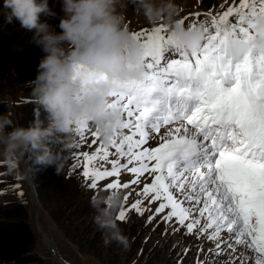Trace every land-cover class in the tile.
Returning <instances> with one entry per match:
<instances>
[{"label": "rangeland", "instance_id": "obj_1", "mask_svg": "<svg viewBox=\"0 0 264 264\" xmlns=\"http://www.w3.org/2000/svg\"><path fill=\"white\" fill-rule=\"evenodd\" d=\"M79 1L0 0V126L6 121L8 128L21 135L9 136L10 131L8 134L0 133V140H3L0 147H4L3 151L0 150L2 159L0 164L7 165V172L3 178L4 189L0 185V208L18 204L25 209L27 217H30L28 226L32 234L35 233L33 237L38 243L33 257L38 258L39 262L33 264H59L53 258L48 245L42 240L37 228V226L40 228V225L46 233V240L54 245L58 256L70 264H198L200 259L207 262V254L215 259H219L220 252L222 255L229 254L228 258L234 256L233 251L229 252L226 248L228 251L223 250L225 245L222 243H219L221 246L219 244L216 246L211 242L213 233L217 230L216 223H206L201 218L198 219L194 214L196 211L189 205L183 204L178 209L179 206L171 197H168V206L165 205L163 214L157 218L152 214L139 216L136 206H133V214L138 216H131L129 210L122 213L118 207V200L109 196L121 191L133 194L137 190L131 188L130 182L119 179L115 175V170L87 174L82 180L75 166L69 168L67 172L59 166L55 175L43 181L42 185L35 181L33 176L30 180L26 179L22 168L31 172V175L34 171L32 153L28 151L29 140L24 136L25 129L31 125L33 100L26 96L22 87L12 82V77L8 78L9 73L13 71L11 62L28 45H33L42 56H46L47 53H53V56L60 55L65 51L69 54L79 47L81 44L76 43L74 36L71 37L73 40L69 38L72 23L77 15L72 4H79ZM195 1L192 6H177L175 9L169 6L168 0H156L158 14L153 19H143L140 9L135 7L124 10L123 13L117 10L112 16L98 17L95 12L92 13V8L97 4L91 6L89 1L84 0L79 4V9L86 24L80 26L77 38L87 44H94L111 34L142 36V39L147 40L151 36L164 37L168 31L179 35L180 48H183L187 39L200 40L207 35L215 23V18L219 19L226 13L229 4L240 3L242 0ZM132 17L136 18L132 21L129 19ZM201 46V43L197 45L195 51ZM190 49L187 48V52L181 49L176 61L180 63L185 60L190 55ZM53 66L55 65L52 64L51 68ZM132 66L122 63L121 69L126 72ZM149 72L159 78L162 67L142 58L141 63L137 60L136 68L132 70L131 75L138 80ZM50 76L51 74L47 72L45 78ZM54 88V85L50 84L47 89L54 93ZM52 98V95L48 97ZM90 113L94 114L83 128L86 144L82 146L81 151L90 154L103 138L108 137L110 142L104 145L108 153L116 152L120 147L127 152L124 143L127 145L128 141L124 132L111 131L112 126L105 125L95 109ZM205 132L204 129L202 134ZM65 138L67 139V133ZM19 141L21 161L13 165L11 161L4 159L6 157L8 160L12 159L14 151L19 153L17 151ZM140 143L141 140L136 139L131 145L130 154L122 152L118 159L124 161L125 166L129 165L124 178L131 179L133 185L136 184L134 177ZM196 155L197 153L194 154ZM63 174L64 176L71 174L75 183L71 180L72 182L63 185ZM32 197L38 212L37 221L40 223L37 226L31 209ZM157 199H160L159 193L154 197V200ZM247 214L249 213L244 215ZM125 215L127 219L119 222ZM202 221L206 224L204 225ZM233 240L234 238H231L229 242L235 243ZM206 241L211 245L207 247ZM212 251L214 252L210 253ZM32 252L33 250L29 255ZM199 256L201 258H198ZM234 260L228 259L227 262L223 259L221 264H243L239 258L235 262Z\"/></svg>", "mask_w": 264, "mask_h": 264}, {"label": "trees", "instance_id": "obj_2", "mask_svg": "<svg viewBox=\"0 0 264 264\" xmlns=\"http://www.w3.org/2000/svg\"><path fill=\"white\" fill-rule=\"evenodd\" d=\"M52 60L53 53L42 56L33 45H28L12 60L13 71L8 76L33 100L31 125L25 129L24 136L29 140L28 151L32 153V176L40 185L55 175L59 166L66 172L73 168L79 155L72 147V137L67 135L66 139L63 132L66 112L62 110V102L47 89L60 79L54 70L45 78L50 71L46 66ZM51 95L53 98L48 99ZM70 179L71 174H63L62 184L67 185ZM26 218L25 209L19 205L0 209V264H31L37 260L28 257V252L34 248V239Z\"/></svg>", "mask_w": 264, "mask_h": 264}, {"label": "bare ground", "instance_id": "obj_3", "mask_svg": "<svg viewBox=\"0 0 264 264\" xmlns=\"http://www.w3.org/2000/svg\"><path fill=\"white\" fill-rule=\"evenodd\" d=\"M82 1H84V0H80L79 4H81ZM87 1H89L91 3V6H95L97 4L96 7L92 8V11H93L92 13L95 12L96 16L102 17V18L112 16V14H114L117 10L119 12H122L124 10L131 9L132 7L140 9L141 14L144 16L143 19H145V18L153 19V18H155L156 14H158V13H156V5H155L156 0H87ZM195 2H196L195 0H168L169 6L175 8V9L177 6H184V7L192 6ZM79 4H77V3L72 4L77 15H76L75 20L72 23V29H71V32L69 34V38L74 36L76 43L81 44V45H85V44H87L86 42H80L79 39L77 38L78 31L81 28L80 26H84L86 24V21L83 19V16L81 15V12L79 9ZM172 11H173V9H172ZM170 15H171V13H170ZM121 18H123V17H121ZM135 18L136 17H132L129 19H131L133 21ZM128 23H129V21H128ZM76 28H77V32H76ZM131 113H135V108L132 109ZM135 127H139V125H136ZM168 139H169L168 129L165 130L164 136L159 135V134L158 135H155V134L151 135L152 150L156 156L158 169L160 167H162L165 162H168L169 163L168 165L177 162L182 157L183 153H185V152H187V154L190 155L192 153V150H193V148L195 146V142H196L194 136L184 137L183 140L180 142L179 146L176 147L174 142H170ZM4 140H6V139H4ZM1 141H3V140H0V142ZM162 145L166 146L165 152L160 149V147ZM20 147H21V142L19 141V147L17 150L18 152H20ZM0 150L3 151L4 147L3 146H2V148L0 147ZM166 152L170 153V155L168 157L165 155ZM211 153L217 155V159L215 160V167L216 168H218L219 166L224 167V169L220 172V178H219V180L221 182V186L225 183L236 184L241 179V178H239V176L242 175L243 172L253 173V175L255 174L258 177V183L255 186L249 185L245 179H241L239 185L242 186L245 184V189L243 190L239 187H236L235 189L238 191V193H240V191H243L241 195L243 196V199L246 202H248V207H250L251 210L255 208V205L252 204V198L255 197V200H256V203L258 204V206H262V209L257 210L258 217L264 216V195H261V193L264 192V177H263L264 173H262L259 170V168L256 166H254L253 168L251 167V165H253V164L250 161H252L254 159L252 157H247L246 160L248 161V163L242 168L241 172L235 174V170H236L237 166L235 164L229 165V162L233 157L240 158L239 156L231 155L232 154L231 151L224 152V151L212 150ZM192 161H194V160H192ZM204 168L205 169L203 171L186 174L185 175V180H186L185 185L186 186L174 187L175 192L183 194V193H186L187 189H191V190L196 189L197 191H199L200 193L202 192L205 195H212L213 190H211V187L208 185V181L211 178L212 173L209 171V168L207 166H204ZM25 171L29 172L27 169H25ZM248 178H251V176H248ZM253 187H255V190L259 191L258 195H256V196L250 192V190ZM168 194L173 195V193L171 191ZM32 201H33L32 203L34 204V198L33 197H32ZM31 209L33 211L34 207L32 206ZM39 233H40L42 239H45V244L50 246L49 242L46 240V235H45V237H43L42 233L40 231H39ZM262 233L264 234V231ZM232 234H233V232L226 231V234L223 237H218L217 240H213L211 242L213 244H216V246L219 243H222L223 245L226 246V243H228L229 240H231L230 238L232 237ZM210 245H211L210 242L208 243L206 241V246L208 247ZM219 245L221 246V244H219ZM223 250L226 252L225 247L223 248ZM254 254H255L254 251L250 252L246 249H244V251H243L241 248L238 247V248H236V251L234 252V256H231L228 258L229 254L225 253L224 255H222V253L220 252V255L218 258H221L222 260L226 259L228 262V259L230 261L231 259L234 260L236 257H238L239 260L241 262H243V264H256V260L258 261V264H264L263 263L264 259L261 258L259 260L258 258H256L254 256ZM201 256H199L198 258H201ZM202 257H204V256H202ZM248 259H249V261H248ZM55 261H56V258H55ZM235 261L236 260H234V262ZM240 261H238V263ZM59 264H67V263L61 262Z\"/></svg>", "mask_w": 264, "mask_h": 264}]
</instances>
